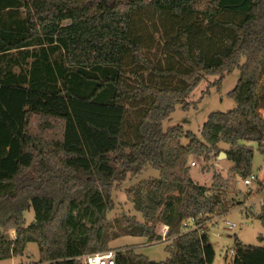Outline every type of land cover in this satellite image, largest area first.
Returning a JSON list of instances; mask_svg holds the SVG:
<instances>
[{
  "label": "trees",
  "instance_id": "16d2710c",
  "mask_svg": "<svg viewBox=\"0 0 264 264\" xmlns=\"http://www.w3.org/2000/svg\"><path fill=\"white\" fill-rule=\"evenodd\" d=\"M147 8L160 28L141 21ZM237 68L236 107L211 114L201 137L163 130L207 76ZM263 75L264 0H0V261L36 243L40 264H85L120 238L162 241V225L170 258L130 248L115 264H213L209 235L183 224L234 208L238 180L253 174L250 144L264 155ZM222 152L227 177L196 185L190 158ZM147 165L159 177L125 190L145 223L109 220L114 189ZM258 217L264 227V203ZM232 252V264H264V247L237 240Z\"/></svg>",
  "mask_w": 264,
  "mask_h": 264
},
{
  "label": "rangeland",
  "instance_id": "374dc122",
  "mask_svg": "<svg viewBox=\"0 0 264 264\" xmlns=\"http://www.w3.org/2000/svg\"><path fill=\"white\" fill-rule=\"evenodd\" d=\"M149 23L150 27L155 26L160 28L161 22L154 15L150 8H147L141 15V21ZM69 24V22H67ZM156 39L160 36H155ZM160 40V39H159ZM158 41L152 49L153 54L158 52ZM161 51H159L160 53ZM242 60L241 63H244ZM240 78L239 69H235L231 74L221 76H207L202 83L194 90L188 99L189 105L184 108L178 104L170 118L164 121L163 130L166 132L169 129L182 126L186 132L193 133L201 137V132L204 124L209 116L213 113H227L236 107V103L228 97V94L235 89ZM262 85L264 87V75L262 77ZM264 97L262 91L261 98ZM260 113L264 116V98L260 103ZM183 144L189 143L188 139H183ZM255 147L253 159V175L263 179L264 177V155L256 150V144H250ZM224 149L229 146L222 144ZM196 163V166H192ZM190 175L193 182L198 186L211 187L214 173H218L223 177H227L229 171L234 167V163L228 159H220L214 154L209 161H205L203 157L193 156L189 161ZM159 172L154 170L152 166L147 165L144 171L136 176L129 178L124 184L117 186L113 191L115 209L108 214L109 220H115L123 216L135 218L139 223L144 224L145 220L139 213L134 204L131 203L125 193V190L132 185H135L143 180L150 178H158ZM238 192L233 196L235 207L217 220V224L210 226L209 237L210 242L215 251V260L213 264H232L234 262V245L236 241L242 242L244 245L264 247V227L259 219L261 213L260 197L257 195L258 184L256 183L252 192L243 183V180H238ZM232 198V197H231ZM26 226H29L35 220L34 210L31 209L25 214ZM235 224L230 231L228 224ZM156 235L162 237V241H151L147 238H131L124 237L114 241L111 244L112 250L134 249L138 254L144 255L151 261L165 262L170 258L166 247L171 244L167 239V230L162 225H157L155 228ZM220 234L219 236L217 234ZM11 237L15 238V231L11 232ZM263 237V240H260ZM0 264H40V253L36 243H30L27 246L22 257L12 258L11 260L0 261Z\"/></svg>",
  "mask_w": 264,
  "mask_h": 264
},
{
  "label": "built area",
  "instance_id": "2783aa9c",
  "mask_svg": "<svg viewBox=\"0 0 264 264\" xmlns=\"http://www.w3.org/2000/svg\"><path fill=\"white\" fill-rule=\"evenodd\" d=\"M191 165L196 166V163H192ZM258 181L259 182L264 181V177L263 179H261L252 174L249 178L243 180L244 185L249 188L248 193L253 191L251 187H254ZM259 200H260L261 205H263L264 195L260 197ZM218 218L214 219L213 221L207 222L203 225H198L193 220L185 221L183 224V231L187 233V232H192V231L197 230L199 231L200 234L207 233L209 235L210 226L217 224ZM227 224H228V229L230 231L235 226V224H231V223H227ZM164 227L168 232V227L167 226H164ZM217 235L219 236L220 234L218 233ZM166 236H167V233H166ZM116 256H117V251L112 250V251H108L105 253H96V254L87 255L83 257V261L85 264H115Z\"/></svg>",
  "mask_w": 264,
  "mask_h": 264
},
{
  "label": "water",
  "instance_id": "95a60500",
  "mask_svg": "<svg viewBox=\"0 0 264 264\" xmlns=\"http://www.w3.org/2000/svg\"><path fill=\"white\" fill-rule=\"evenodd\" d=\"M219 158H220V159H223V158L227 159V155H226L225 153L222 152V153L219 155Z\"/></svg>",
  "mask_w": 264,
  "mask_h": 264
}]
</instances>
